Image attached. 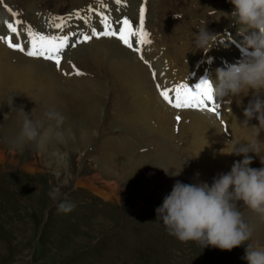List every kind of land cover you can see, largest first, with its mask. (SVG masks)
Segmentation results:
<instances>
[{
	"label": "rangeland",
	"instance_id": "rangeland-1",
	"mask_svg": "<svg viewBox=\"0 0 264 264\" xmlns=\"http://www.w3.org/2000/svg\"><path fill=\"white\" fill-rule=\"evenodd\" d=\"M92 1L0 0V26H2L0 34L6 35V24L14 22L15 19L33 26L38 31L56 33V29L47 26L50 16L67 18L70 13L75 11H80L83 15L86 13L84 10L89 6L97 5H93L96 0ZM104 1L111 4V0ZM130 3H133L132 0H126L125 4L120 5L121 15L129 14L126 15L135 27L139 21L140 6L143 4L146 7L145 30L149 33L151 44L159 58H162L159 61L164 62L163 59H165L169 64L170 72L181 75L170 80L172 85H177L176 82H178L195 89V86L202 80L216 81L210 77L209 72H206V68L211 64L213 58L209 61L204 57L205 53L214 52L220 57L222 68L237 63V60L232 61L225 58L227 55L231 56V48L236 52L237 58L241 57L242 59L241 47L244 37L239 34L240 26L231 18L234 6L230 0H139L136 4L130 5ZM13 11L20 15L14 18ZM111 17L115 21L114 16L111 15ZM123 17L121 16L120 19ZM72 20L74 19L68 22L70 28L67 27L64 30L66 33L84 29L82 27L84 21L75 19L74 24ZM92 22L95 23V20L92 19L91 24ZM205 26L210 33L217 36V40L206 52L202 49H194V35H197L199 29ZM101 27L100 24L96 28L101 29ZM78 38L80 37L76 36L72 39ZM116 41L124 49L137 56L138 53L125 47L119 40L116 39ZM224 42H226L227 52L225 54L218 53ZM0 45L9 49L4 43H0ZM81 45L65 50V58L62 60L63 64L60 70H57L52 62L43 59L37 60L47 62L46 64L53 66L60 73L68 72L67 69H71V64L67 61L72 59L75 63L76 54H85V50L79 47ZM228 48L230 49L228 50ZM145 59L149 62L148 64L141 59L138 61L141 60L142 64L147 67L157 91V84L164 86V78L162 79V75L152 63L147 58ZM13 61L16 63L17 58L14 57ZM225 61H228V65L225 64ZM135 62L137 63V61ZM75 65L86 75H89L92 69V76L96 82L98 81V85H107L105 83L112 80L111 71L106 73V76L103 70L98 72L94 64H91V69L89 66L84 69L81 64L75 63ZM153 71L157 73L155 80L152 77ZM109 73L111 74L108 75ZM71 77L77 78L76 76ZM71 77L69 76V78ZM170 82H165V86L166 84L170 85ZM71 87L73 88V84H68L66 90L72 89ZM105 88L102 89L106 91L107 88ZM3 89L5 88L3 87ZM116 89H111L104 104L106 117L102 135L90 145L87 154L81 160L72 156L71 171L75 177L73 180L72 177L70 178L72 181L67 184L59 182L57 172L43 166L41 158L36 156L37 154H33L29 147L22 154L7 156L5 161H0V264H247L244 259L245 247L248 244L264 247L263 242H255L251 237L244 245L236 247L230 252L212 247L203 248L194 241L182 243L169 235L162 221L157 218L156 209L162 206V196L153 199L142 193L136 172V175L120 180L115 191L106 187V182L100 181V179H106L104 176L103 178L96 176L99 172L95 168L96 163L90 156L98 151L100 142L104 139L108 129L113 130L114 135H119V128L112 126V122L117 120V113L119 114L117 108L127 107L131 104L130 96L125 97L126 91H121V87L119 91ZM82 92L78 91V94L76 92V98ZM214 101L219 104L220 111L224 101L220 102L215 99ZM167 107L171 108L168 104ZM175 111L172 114L178 123L175 117L185 110ZM196 113L212 115L217 120L222 118L221 115L216 116L207 111L197 110ZM252 123L254 126H258L257 120L253 119ZM177 126L175 125V135L180 137L181 133ZM181 139V142L180 140H173V142L178 147V151L182 153L180 159L189 157L188 162L186 161L188 166L185 165L179 169V172L186 174L196 169L197 156L191 144L188 143L194 139L188 135ZM259 139L264 141V132L260 134ZM140 140L142 139L136 140L138 144ZM148 149L151 147L142 148L140 153L146 152ZM217 150L219 154L222 153L219 148ZM140 153L138 152L136 158ZM249 155L253 158L251 168L264 167L259 157L253 153H249ZM261 156H264V148L261 150ZM227 157L231 161H235L231 155ZM238 158L239 161L243 159L242 156H238ZM166 169L164 168L163 171ZM53 190H58L60 194L55 200L49 195ZM103 199L110 203L104 202ZM64 201L74 205L71 212L59 211L58 206ZM237 206L244 221L250 225L251 220L245 215V211L249 209L241 202H238ZM107 220L109 222H103Z\"/></svg>",
	"mask_w": 264,
	"mask_h": 264
},
{
	"label": "bare ground",
	"instance_id": "bare-ground-1",
	"mask_svg": "<svg viewBox=\"0 0 264 264\" xmlns=\"http://www.w3.org/2000/svg\"><path fill=\"white\" fill-rule=\"evenodd\" d=\"M125 1L122 0L121 4H125ZM137 1L139 0H132L133 3L130 5L136 4ZM110 3L104 1L105 11L114 16L115 21L121 16L128 17L127 13V15L125 13L121 15L120 5H116L115 0H111ZM92 19L95 23L85 24L83 22L84 29H76L71 33H84V31L89 33L91 27L100 25L96 15L93 14ZM74 21L75 19L72 23ZM1 28L2 26H0V33ZM239 42L242 43L241 40ZM83 44L79 47L85 50V54H76L74 62L77 65L81 64L84 69L86 66L91 69V64H94L98 72L103 70L105 75L111 71L112 80L105 83L107 85H98V81L96 82L92 76V69L89 75L81 78L70 76L69 78L64 75V72L60 73L53 66L46 64L47 62L27 58L0 45V161H5L7 156L22 154L29 147L33 154L41 158L43 166L57 172L59 182L67 184L72 181L74 177L71 171L72 156L81 160L87 154L90 145L100 138L105 128L104 104L111 89L120 90L121 87V91H126L125 97L130 96L131 104L127 107H116L119 114L117 113V120L112 122V126L119 128V135H114L113 130L108 129L104 139L100 142V148L97 147L98 151L90 156L99 172L96 176L99 178L104 176L106 179H100V181L106 182V187L108 186L111 191L118 188L120 180L137 174L142 193L153 199L161 195L164 200L171 193L177 181L184 184L206 183L210 187L214 178L222 173L230 172L234 162L227 157L228 155L219 154L217 148L223 150L226 146L230 149L231 144L227 142L245 139L246 133L237 127V123H242L244 120L243 111L252 99L251 92L239 98L233 97L231 100L225 98L219 111L222 117L219 120L212 115H199L196 113L197 110H185L179 115L181 122L178 121V124L172 114L176 111L167 107V104L157 94L147 67L142 64L141 60L138 61L140 59L138 54L136 56L124 49L115 38L99 40L94 38L89 43ZM230 50L232 51L231 56L227 55L228 57L225 56V58L238 62L241 57L237 58L234 49ZM226 52L227 47L224 42L218 53L225 54ZM142 54L162 75L164 86L165 82L181 76L179 73L170 72L169 64L165 59H163L164 62L159 61L162 58H159L152 44L144 46ZM14 57L17 58L16 63L13 61ZM204 57L209 61L213 58L206 72H209L210 77L217 79V70L223 67L220 57L214 52L205 53ZM70 61L73 63L72 59ZM227 62L225 61V64L228 65ZM67 71L70 72L71 69ZM68 84H73V88L66 90ZM166 86L175 85L171 83ZM104 87L107 88H105L106 91L102 89ZM78 91L83 92L76 98L75 93L78 94ZM50 109H55L64 116L62 125L57 126L54 122L46 120L44 113ZM21 110L24 113L20 112ZM24 114L33 121H39L42 125V132L47 131V135L39 144L22 142L18 139ZM252 122L253 120L249 122L250 127L254 126ZM175 125L179 126L177 127L181 133L180 137L175 135ZM187 135L194 139L191 140L193 142L188 143L191 144L197 156L195 161L197 167L192 172L173 176L171 173L179 172V169L185 167L189 159V157L180 159L182 153L178 151L173 140L181 142V137ZM138 138L142 139L139 141L140 146L136 141ZM146 147H151V149L140 153V150ZM138 152L140 155L136 158ZM231 156L235 161H239L238 156ZM11 160L13 161L12 158ZM164 168H167L168 174L163 171ZM71 177L72 180H70ZM245 215L251 220L249 226L253 229V240L264 243V219L250 209L245 211Z\"/></svg>",
	"mask_w": 264,
	"mask_h": 264
},
{
	"label": "clouds",
	"instance_id": "clouds-1",
	"mask_svg": "<svg viewBox=\"0 0 264 264\" xmlns=\"http://www.w3.org/2000/svg\"><path fill=\"white\" fill-rule=\"evenodd\" d=\"M230 3L234 6L231 18L240 26L239 34L244 37L241 47L243 56L237 63L218 69L216 81L208 82L216 101L252 93V99L243 111L244 120L237 123V127L246 133L245 139L227 142L231 148L225 146L221 153L242 156L243 159L234 161L230 172L214 178L210 187L206 183L184 184L177 181L162 206L156 209L157 218L168 234L178 241H194L203 248L229 252L244 245L253 233L238 210V202L264 219V167L251 168L253 158L249 155L255 154L264 165V156H261L264 141L259 139L264 132V0H230ZM194 37V49L205 52L217 40V36L210 33L206 26L200 28ZM44 116L57 126L62 125L65 119L55 109L46 111ZM253 119L258 121V126H249ZM41 127L39 121H33L24 114L18 139L39 144L47 135ZM165 173L168 174V170ZM180 173L174 171L171 175L178 176ZM49 195L55 200L60 194L58 190H53ZM58 207L59 211L69 213L74 205L64 201ZM244 259L247 264H264V247L248 244Z\"/></svg>",
	"mask_w": 264,
	"mask_h": 264
},
{
	"label": "snow or ice",
	"instance_id": "snow-or-ice-1",
	"mask_svg": "<svg viewBox=\"0 0 264 264\" xmlns=\"http://www.w3.org/2000/svg\"><path fill=\"white\" fill-rule=\"evenodd\" d=\"M96 3L98 6L95 8L89 6L84 15H81L80 11H75L70 13L67 18L50 16L47 26L56 29V33L38 31L33 26L15 19L14 22L6 24L7 34H0V43H4L10 50L22 53L26 57L52 62L57 70L62 67L66 49L75 48L79 44L87 43L94 38H115L125 47L138 54L142 53L144 46L152 43L149 33L145 30L147 9L143 4L139 8L138 25L134 27L133 22L128 17L113 21L111 15L103 10L106 7L104 0H96ZM121 3L122 0H115L116 5H121ZM9 11L11 10L9 9ZM93 14L99 18V23L102 26L100 30L93 26L89 33H66L64 31L68 27V20L80 19L85 24H90ZM19 15L20 13L12 12L14 18ZM76 36L80 38L73 40L72 38ZM140 59L146 64L149 63L142 54ZM67 62L71 64V71L64 72V75L76 77L86 75L70 60ZM152 77L155 80L157 73L153 71ZM156 88L163 101L178 112L195 109L207 111L216 116L220 115V106L214 101L211 86L206 80L197 84L195 89L183 83L171 87L157 84ZM175 118L177 121L181 120L179 115Z\"/></svg>",
	"mask_w": 264,
	"mask_h": 264
},
{
	"label": "flooded vegetation",
	"instance_id": "flooded-vegetation-1",
	"mask_svg": "<svg viewBox=\"0 0 264 264\" xmlns=\"http://www.w3.org/2000/svg\"><path fill=\"white\" fill-rule=\"evenodd\" d=\"M80 217V216H79Z\"/></svg>",
	"mask_w": 264,
	"mask_h": 264
}]
</instances>
